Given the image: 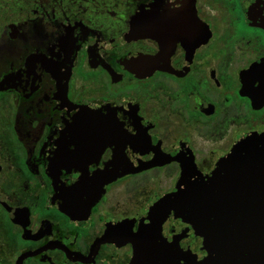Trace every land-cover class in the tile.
I'll use <instances>...</instances> for the list:
<instances>
[{
  "label": "flooded vegetation",
  "instance_id": "af4514ba",
  "mask_svg": "<svg viewBox=\"0 0 264 264\" xmlns=\"http://www.w3.org/2000/svg\"><path fill=\"white\" fill-rule=\"evenodd\" d=\"M245 1L0 0V264H131L187 167L264 133V0Z\"/></svg>",
  "mask_w": 264,
  "mask_h": 264
},
{
  "label": "water",
  "instance_id": "95a60500",
  "mask_svg": "<svg viewBox=\"0 0 264 264\" xmlns=\"http://www.w3.org/2000/svg\"><path fill=\"white\" fill-rule=\"evenodd\" d=\"M245 2L250 12V0ZM132 33H138V15ZM147 212L131 264H264V133L240 138L210 175L187 167L173 192ZM171 215L185 225L172 243L163 235ZM190 230L203 240V259L180 246Z\"/></svg>",
  "mask_w": 264,
  "mask_h": 264
},
{
  "label": "rangeland",
  "instance_id": "374dc122",
  "mask_svg": "<svg viewBox=\"0 0 264 264\" xmlns=\"http://www.w3.org/2000/svg\"><path fill=\"white\" fill-rule=\"evenodd\" d=\"M200 246H201L200 241L195 242L194 243V252L198 251V248H200Z\"/></svg>",
  "mask_w": 264,
  "mask_h": 264
}]
</instances>
